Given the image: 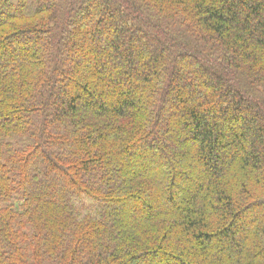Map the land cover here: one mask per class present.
<instances>
[{"label":"trees","instance_id":"trees-1","mask_svg":"<svg viewBox=\"0 0 264 264\" xmlns=\"http://www.w3.org/2000/svg\"><path fill=\"white\" fill-rule=\"evenodd\" d=\"M0 264H264V0H0Z\"/></svg>","mask_w":264,"mask_h":264}]
</instances>
